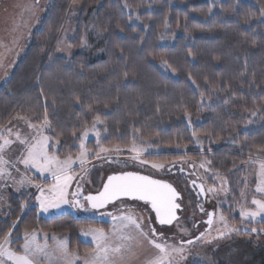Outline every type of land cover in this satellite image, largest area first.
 Wrapping results in <instances>:
<instances>
[{"label":"trees","instance_id":"16d2710c","mask_svg":"<svg viewBox=\"0 0 264 264\" xmlns=\"http://www.w3.org/2000/svg\"><path fill=\"white\" fill-rule=\"evenodd\" d=\"M73 6L100 34V55L77 51L67 59L55 53ZM262 10L264 0H223L214 7L208 0H51L0 86V126L16 118L41 125L47 112V134L53 144L60 141L54 152L75 158L77 137L99 116L103 148L149 144L161 151L151 155L153 161L207 160L211 172L227 178L232 213L244 186L240 166L254 155L264 159ZM160 64L173 75H164ZM253 111L257 119L246 127L241 115ZM187 117L202 121L191 131ZM193 132L209 139V153L192 148ZM87 144L88 150L96 146ZM98 174H91L94 187ZM31 202L25 193L9 195L0 242L16 222L11 239H20L13 249L25 231H39L66 239L71 252L84 255L93 247L82 243L80 232L109 229L107 222L80 214L44 218ZM249 227L264 229V223ZM248 250L245 264H264V243Z\"/></svg>","mask_w":264,"mask_h":264},{"label":"rangeland","instance_id":"374dc122","mask_svg":"<svg viewBox=\"0 0 264 264\" xmlns=\"http://www.w3.org/2000/svg\"><path fill=\"white\" fill-rule=\"evenodd\" d=\"M50 1L51 0H6L3 7H1L0 86L9 77L22 56L25 54L30 41V34L32 30L37 27L40 17L48 8ZM221 2H223V0H208L211 7H214ZM67 18L68 19L63 25L59 38L57 39L58 44L55 53L58 56L67 59H70L77 51L88 54L91 57L100 55L102 52L100 49L102 38L98 31L93 27L90 19H81L80 9L76 6L71 8ZM75 41L78 46L74 45ZM69 45H71V47H69ZM57 49L60 50L58 51ZM159 68L164 75H173L165 64H160ZM256 119V115H251V117H249L247 114L243 113L240 120L246 127H249ZM201 121V119L192 120L189 117L186 118L187 127L191 131L193 130V124H198ZM101 126L102 124L98 123L96 124L95 129L91 127L89 129L88 137L84 140L86 148L88 145L87 143L90 141H94L96 144L94 149L88 150V158L84 166L87 171L85 172L84 169L79 167V161L73 165V175L75 178L68 189V199L70 201L72 200L71 193L74 189L77 190L78 184L84 195L93 194L99 191L105 177L110 174H115L121 171L140 172L169 182L177 189L182 198L183 209V214L179 218V224L182 228H187L189 230L191 237H195L199 235L200 232L206 231V226L203 223V220H205L203 213L209 211H213L214 213L213 225L207 230L210 231V235L207 238L212 239V243L209 244L198 241L193 245H188L186 259L182 264H245V262L249 261L251 257V252L248 250V247L264 243V232L256 227L257 232H252V228L249 227L251 225L255 226L259 223H264V221L261 220V217H257L255 220H250L249 218H242L240 216L242 207L251 211L255 210V205L251 203L253 199H264V193H258L256 191L257 184L260 182L259 163L264 161L262 157L254 155L251 159H248L247 163L240 166V171L243 174L242 183L244 186L241 191L243 196L241 193L239 194L240 200L237 205L233 206L234 209L232 213H230V205L228 204L230 195L227 178L224 175H218L211 172L209 167L210 163L207 160H194L184 156L183 158L172 159L168 162L153 161L150 159L151 155H158L161 151L152 149L149 144L135 145L137 148L143 149L140 159L147 160L149 162L147 164H141L139 160L132 159L135 154L129 151V149L134 145L125 148V150L121 149L119 153L114 150L116 147H114V149H109V152H101V148H103L99 143L103 137V134L99 131ZM4 128L12 129L13 135L8 138L14 142L4 151L3 155L5 159L9 161H17L24 146L16 141L14 134L19 132L22 138L28 137L30 139L32 135H35V132L28 127L27 119H13L7 125L0 126V131ZM47 132L48 129H45L44 135L48 136ZM97 132L99 133V136L96 135ZM4 134L7 135V133ZM192 139V148L195 151L200 154L206 152L209 153V139L199 138L198 136H194ZM0 143H2V141H0ZM80 143L81 141H79V154L81 152ZM56 147L57 145H55V147H50V150L54 152ZM182 151L184 152V150ZM98 152L100 153L101 158H96L95 153ZM79 154L77 156H79ZM152 163H163L165 164V168L153 169L151 167ZM202 163L205 165L203 168L200 167ZM193 165H195V167H193ZM6 167L11 175L5 178H0V216L7 212L9 195L17 196L21 193L28 195L29 199L32 201V205L38 209L39 215L44 218L59 216V214L62 213L72 214L76 217H78L79 214L92 218L95 217L96 219L109 224V229L106 232H110L113 227V221L107 214L112 213L115 216H120L122 214V211L120 210V201L115 205L108 207L101 213L91 212L87 208L82 212L76 213L71 203L61 204L59 208H50L47 212H43L40 210L39 203L35 199V197L39 195V192L34 184H50L52 183L51 176L47 173L41 175L36 172L35 169H26L22 163L18 162L16 163L15 168L11 167V164ZM17 168L19 169V172L16 171ZM181 168H183V171H181ZM95 169L99 170L97 187H94L91 178V174ZM22 176L30 178L33 181V184L30 185L25 183L23 186L19 185L17 181H19ZM45 176H47V179H45ZM81 176H83V179H80ZM193 180L204 186L206 199L202 204L198 202V197L195 195L192 185H190V182ZM209 189H212V191H208ZM125 203L128 206L134 207L137 213L143 214L146 218L151 217L153 220V226L157 228L158 232L163 231L168 237L175 236V239H169V243H179L181 240L186 241L190 238L189 236H183L179 233V230L176 227V222L170 227H159L154 222L153 213L147 208V206L128 200L125 201ZM201 206L204 209L203 212L200 210ZM221 214L225 216L228 228L237 229V231H232L230 233L225 231V235L222 238L213 239L217 236L215 229L223 228V224L219 220ZM235 218L238 220L234 222ZM194 224L196 225L195 227H193ZM89 229H84L78 236L82 243L90 244L94 249V244L91 242V236L84 235ZM245 229L248 230L245 231ZM35 233L41 244L45 243L46 234L49 249L55 248L57 241L54 240L53 237L56 236L51 233H42L39 231H35ZM22 237L23 235L21 236V239ZM56 238L63 239L59 237ZM235 240L242 241L245 246L235 244ZM23 242L22 239V244ZM155 251L154 247L149 245L147 241H143L142 245L139 247L134 243L133 252L135 255L129 254L125 264H145V262L155 254ZM88 253L79 256L84 257ZM56 255L58 254L53 255L52 264H57L55 259ZM41 264H49V261L41 258Z\"/></svg>","mask_w":264,"mask_h":264},{"label":"snow or ice","instance_id":"6c2138e0","mask_svg":"<svg viewBox=\"0 0 264 264\" xmlns=\"http://www.w3.org/2000/svg\"><path fill=\"white\" fill-rule=\"evenodd\" d=\"M57 50L59 51L60 49ZM256 114L255 111L251 113L253 116ZM261 118L264 119V117ZM98 123H103L99 116L93 121L92 128L95 129ZM28 127L35 132V135H32L30 139L28 137L22 138L19 132L14 134L16 141L24 146L17 161H9L3 155L4 151L14 142L8 138L13 135L12 129L4 128L0 131V141H2L0 143V178L11 175L6 167L7 165L11 164V167L15 168L17 162L22 163L26 169H35L41 175L47 173L52 178V183L50 184H34L39 192L35 199L39 203L40 210L47 212L50 208H59L61 204L69 203L74 207H83L78 200L70 201L68 199V189L75 178L73 165L77 161H79V167L84 169L85 172L87 171L84 166L88 158V149L85 147L84 140L88 137L89 129L86 128L81 136L77 137L81 141L79 156L74 159L69 155L61 159L55 152L50 151V147H55V145L52 144L49 136L44 135L45 129L52 130L47 112H45L42 125L37 126L28 121ZM4 133H7V135ZM73 135L75 136V133ZM96 135L99 136V133L97 132ZM195 135L196 133L193 132V136ZM59 143L60 141L57 139L55 144ZM114 150L117 153L121 151L119 146ZM129 151L135 154L132 157L133 160H139L141 164L149 163L147 160L140 159L143 149L134 145ZM101 152H109V149L101 148ZM95 156L96 158H101L99 152L95 153ZM204 166L203 163L200 165L201 168ZM151 167L153 169H163L165 164L152 163ZM259 169L260 182L257 184L256 191L264 193V161L259 163ZM16 171L19 172V169L17 168ZM181 171H183V168H181ZM45 179H47V176H45ZM80 179H83V176ZM17 183L23 186L25 183L31 185L33 181L26 176H22ZM192 183L195 184V180ZM199 188L201 193L205 191L203 184L199 185ZM208 191H212V189ZM80 194L81 188L78 184L77 190L72 192L71 196L75 198L80 196ZM241 195L243 196V193ZM122 198L143 202L144 206H150L151 211L154 213L156 224L163 228L172 226L176 222L179 233L190 238L186 241L181 240L179 243H169V239H175V236L168 237L163 231L158 232L157 228L153 226L151 217L146 218L143 214L137 213L136 209L128 206ZM179 198L180 193L171 183L162 179H154L151 175H142L133 171H121L108 175L106 182L103 183L102 190L95 195L89 194L84 199L93 209L105 208L109 204H115L116 201H120L122 214L120 216H115L112 213L107 214L113 221V227L110 232H105V230L100 228H91L84 233L85 236H91V242L94 244L92 252L80 257L78 253L70 251L66 239H57L56 237H53L57 241L55 248L49 249L46 234L45 243L41 244L35 231H25L22 237L23 244L19 248L13 249L10 245L20 239L19 237L16 241L11 239L12 229L16 227V222H14L4 236L3 242H0V264H41V258L48 260L49 264H52L54 254H58L55 256L57 264H125L129 254L135 255L133 244L135 243L139 247L143 241H147L156 250L155 254L145 264H182L186 259L188 245H193L198 241L210 244L212 239L207 238L210 235V231L206 230L195 237H191L189 230L180 226L177 212L182 205L178 202ZM251 203L255 205V210L251 211L242 207L240 216L250 220L261 217V220L264 221V199H253ZM200 210L204 211L202 206ZM206 215H208V220L205 223L211 228L214 213H206ZM219 220L223 224V228L215 229L217 236L213 239L222 238L225 235V231L229 233L237 231V229L228 228L223 214L219 216ZM195 226L194 224L193 227ZM247 230L245 229V231ZM251 231L257 232V229L252 228ZM260 231L264 232V229H260Z\"/></svg>","mask_w":264,"mask_h":264},{"label":"water","instance_id":"95a60500","mask_svg":"<svg viewBox=\"0 0 264 264\" xmlns=\"http://www.w3.org/2000/svg\"><path fill=\"white\" fill-rule=\"evenodd\" d=\"M139 173H140V172H139ZM115 174H116V173H115ZM140 174H142V173H140ZM110 175H112V174H110ZM142 175H145V174H142ZM152 177H153V176H152ZM153 178H154V179H158V178H155V177H153ZM106 180H107V176L105 177L104 182H106ZM104 182H103V183H104ZM103 183H102V185L100 186L99 191L102 190V188H103ZM190 185H192V187H193V189H194V193H195V195L198 197V202H199L200 204H202V203L205 201L206 196H205V191H204L203 193H201V191H200L199 185H201V184L198 183V182H196L195 184H193L192 182H190ZM75 191H76V190L74 189L73 192H75ZM97 192H98V191H97ZM97 192L93 193L92 195L97 194ZM87 195H89V194H87ZM87 195H84L83 192L81 191L80 196L75 197V198L72 197V200H71V201L78 200V201H79V204H80V205H83V207H80V206H75V207H74V206L72 205L76 213H77V212H82V211H84L86 208H87L89 211H91V212L101 213V212L105 211V209H107L108 207L113 206V205H115L117 202H119V201H116L115 204H109V205H107L105 208H101V209H93V208H91L90 204L84 199V197L87 196ZM122 199H123L124 201H127V200H128L127 198H122ZM128 201H131V200H128ZM132 202H135V201H132ZM178 202H180L181 205H182V198H181V197L179 198ZM138 203L143 204V202H138ZM147 208L151 211L150 206H147ZM151 212H152V211H151ZM152 213H153V212H152ZM209 213H213V211H210ZM182 214H183V209H182V207H181V209L178 210L177 215H178V217L180 218V217L182 216ZM153 216H154V213H153ZM213 217H214V215H213ZM207 220H208V216H207ZM207 220H206V221H207ZM154 222H155V218H154ZM174 224H175V222H174ZM157 225H158V224H157ZM158 226L161 227L160 225H158ZM169 227H170V226H169ZM205 229H206V230L209 229V226H208L207 224H206V228H205Z\"/></svg>","mask_w":264,"mask_h":264},{"label":"flooded vegetation","instance_id":"af4514ba","mask_svg":"<svg viewBox=\"0 0 264 264\" xmlns=\"http://www.w3.org/2000/svg\"><path fill=\"white\" fill-rule=\"evenodd\" d=\"M6 0H0V10H1V7H3V4H4V2H5ZM210 212V211H209ZM209 212H204L203 214H204V216H205V220H203V223L205 224V226H206V220H207V216L208 215H206V213H209ZM78 213V212H77Z\"/></svg>","mask_w":264,"mask_h":264}]
</instances>
